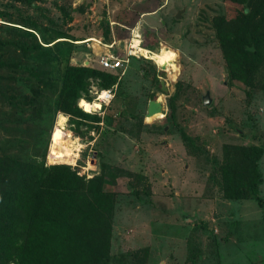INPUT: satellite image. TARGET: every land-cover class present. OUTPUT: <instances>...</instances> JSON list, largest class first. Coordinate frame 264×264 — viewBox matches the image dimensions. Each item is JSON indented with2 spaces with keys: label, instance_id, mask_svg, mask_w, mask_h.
<instances>
[{
  "label": "rangeland",
  "instance_id": "rangeland-1",
  "mask_svg": "<svg viewBox=\"0 0 264 264\" xmlns=\"http://www.w3.org/2000/svg\"><path fill=\"white\" fill-rule=\"evenodd\" d=\"M136 26L144 46L174 51L163 66L167 91L162 66L130 53ZM249 35L258 46L243 48ZM106 49L114 69L99 63ZM67 64L117 76L106 87L101 76L88 78L76 104L91 116L57 109ZM111 85L114 96L99 110L79 106ZM158 95L163 113L146 117ZM58 132L76 155L51 163ZM233 146L261 151L262 206L247 190L250 159ZM3 156L101 176L111 208L109 197L91 201L108 222V258L93 264H264V0H0ZM230 156L246 190L238 198L225 194ZM77 184L72 178L70 203L80 200Z\"/></svg>",
  "mask_w": 264,
  "mask_h": 264
},
{
  "label": "trees",
  "instance_id": "trees-1",
  "mask_svg": "<svg viewBox=\"0 0 264 264\" xmlns=\"http://www.w3.org/2000/svg\"><path fill=\"white\" fill-rule=\"evenodd\" d=\"M241 1L251 3V0ZM248 16L245 13L246 19ZM42 43L49 44L47 41ZM251 45L258 46L253 35H249L243 48ZM251 55L253 60L255 58L253 66H257L261 61L259 48L256 47ZM90 76H101L102 87L114 83L117 78L90 66L67 64L57 109L75 116H91L76 104L81 92H87ZM232 148L236 154L250 159L248 166L253 175H250L247 190L262 206L257 186L261 179L257 169L260 149L256 146ZM238 159L228 157L222 170L225 194L231 198L246 194L233 175L240 167ZM72 178L78 183L80 197L75 203L69 202ZM101 184V176L86 180L67 166L39 167L14 156L0 157V264H93L107 259L109 227L107 219H101L102 211L96 202L109 195L102 191ZM91 200L96 202L93 204ZM111 201L109 197L108 210ZM91 214L97 216V221H92Z\"/></svg>",
  "mask_w": 264,
  "mask_h": 264
},
{
  "label": "bare ground",
  "instance_id": "bare-ground-1",
  "mask_svg": "<svg viewBox=\"0 0 264 264\" xmlns=\"http://www.w3.org/2000/svg\"><path fill=\"white\" fill-rule=\"evenodd\" d=\"M141 42H142V39H141L140 34L138 33V28L136 26V27L132 28V37H131V41L129 44L130 47L133 48V53L137 52L144 57L154 59L159 66H162L161 69H164L168 72V69L163 67V66H166L167 64H169L173 61V58H174L173 57V53H174L173 49L171 47H165L163 49L158 48L156 50H152V49L148 48L147 46H144ZM158 96H160V95H158ZM78 103H79L80 107L84 108V110L89 111V112H93L95 110L97 111L102 106L98 102L97 99L89 101V100H86L84 98H80ZM157 113H163V112H156V113H154L150 116H146V117H152ZM64 115L59 116V118H62L60 121L61 125H63V123L65 121ZM71 142L72 141L70 140V138L67 139V138H65L64 135H62V134H60V132H58L57 135L53 138L52 151L48 156L49 161L51 163L61 162V160L66 159L65 156L75 157L76 154H73V150L70 148ZM76 148H78V146Z\"/></svg>",
  "mask_w": 264,
  "mask_h": 264
},
{
  "label": "water",
  "instance_id": "water-1",
  "mask_svg": "<svg viewBox=\"0 0 264 264\" xmlns=\"http://www.w3.org/2000/svg\"><path fill=\"white\" fill-rule=\"evenodd\" d=\"M180 12L181 11H178V14L176 15V17H179L180 16ZM161 22L163 23L164 21L161 20ZM224 70L226 71V67H224ZM167 74L166 70H161V74H160V78H159V83H160V87H161V90L163 91H167L168 90V87L166 86L165 84V79H164V76ZM210 93L209 91L207 90L206 93L203 95V103L204 104H208L210 103ZM164 106V103H163V100L159 98V96H155V98L153 99H150L148 104H147V107H146V113L145 115L146 116H150L156 112H162L163 110V107Z\"/></svg>",
  "mask_w": 264,
  "mask_h": 264
},
{
  "label": "built area",
  "instance_id": "built-area-1",
  "mask_svg": "<svg viewBox=\"0 0 264 264\" xmlns=\"http://www.w3.org/2000/svg\"><path fill=\"white\" fill-rule=\"evenodd\" d=\"M130 53L134 54L132 50L130 51ZM106 54L99 58V63L105 68L114 69L117 66L118 62L111 61V59H109V57ZM114 90H115V85H111L108 88L101 89L100 91L97 92L94 99H97L98 102L101 105H103L104 103L109 102L113 98Z\"/></svg>",
  "mask_w": 264,
  "mask_h": 264
},
{
  "label": "crops",
  "instance_id": "crops-1",
  "mask_svg": "<svg viewBox=\"0 0 264 264\" xmlns=\"http://www.w3.org/2000/svg\"><path fill=\"white\" fill-rule=\"evenodd\" d=\"M106 53H108L107 49H106ZM106 53H105V54H106ZM108 54H109V53H108Z\"/></svg>",
  "mask_w": 264,
  "mask_h": 264
},
{
  "label": "flooded vegetation",
  "instance_id": "flooded-vegetation-1",
  "mask_svg": "<svg viewBox=\"0 0 264 264\" xmlns=\"http://www.w3.org/2000/svg\"><path fill=\"white\" fill-rule=\"evenodd\" d=\"M161 88V87H160Z\"/></svg>",
  "mask_w": 264,
  "mask_h": 264
}]
</instances>
